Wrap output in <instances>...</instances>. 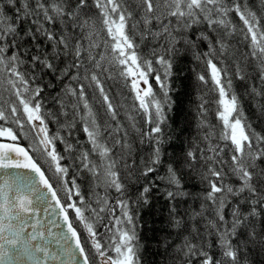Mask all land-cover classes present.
<instances>
[{"label": "snow or ice", "instance_id": "obj_1", "mask_svg": "<svg viewBox=\"0 0 264 264\" xmlns=\"http://www.w3.org/2000/svg\"><path fill=\"white\" fill-rule=\"evenodd\" d=\"M261 6L264 7V0ZM233 14L244 25L241 32L249 41L250 51L245 58L249 65L255 62L257 74L264 83V17L258 16L243 0H0V121L10 119L21 130L24 128L18 101L26 123L36 134L35 150L46 156L50 168H54L53 174L59 177L67 200L72 201L75 195L81 205L63 204L42 165L28 150L15 143L18 133L10 126L0 125V137L13 141L0 143V170H3L0 172V264H46L49 261L81 264L77 252L83 258L82 264H94L73 227L69 210L75 212L76 220L87 231L101 264H142L137 215L130 211V201L123 198L116 200L120 210V215H116V207L109 204L108 193L114 190L123 197L129 182L138 183L154 174L161 165L165 136L178 137L180 130L164 131L169 119L166 113L173 109L170 96L173 89L169 85V78L174 74L173 57L179 51V42L196 48L197 41L209 43V52L203 57L213 90L218 91L216 115L224 129L218 139L231 142V157L227 160L222 155L227 145L221 148L212 144L210 129L203 136V140L208 141L207 148L190 147L183 162L169 163L166 175L158 177L166 181L168 201H179L189 195L184 191L185 177L191 179L192 172L207 184L201 210L192 213L191 225L183 220L176 204L170 207L172 227L188 233L175 251L180 254V264H264V166H261L264 164V136L251 130L232 80L227 78V69L214 62L217 55L227 51L226 38L236 32L231 19ZM25 24L28 27L25 28ZM202 24L212 31L222 30V34L218 31L215 44L210 33L203 31L195 39L190 38L189 33L196 32L195 26ZM57 25L59 33L53 30ZM136 35L141 40L163 39L165 44L159 51L153 49L154 59H148L137 51ZM42 38L51 45L50 52L42 46ZM200 58L198 55L197 59ZM64 61L67 62L60 67ZM154 64L163 69V78ZM49 74L63 84L60 93L53 98L60 107L59 113L44 110L42 94L53 84L49 80L41 85L40 81ZM152 74L163 92L162 99H157L149 83ZM235 77L246 80L248 73L237 64ZM114 78L123 79L126 85L130 81L134 99L149 126L144 131L132 124L140 143L147 142L152 148L150 155L142 156L139 162L134 157L129 130L118 121L117 106L105 87V81ZM197 78L205 84L208 82L204 74ZM141 83L146 87L142 88ZM89 90L99 93L108 120H98V112L88 100ZM4 92L8 93L7 99ZM251 92L264 97V88L257 91L253 87ZM206 103L199 106L201 127L206 123ZM69 106L73 122L61 124L60 117L68 116ZM259 107L264 112V104ZM77 116L90 147L81 145L79 140L71 143L62 135L63 130L71 135ZM49 120L59 125L55 133L49 132ZM57 141L64 145V152L72 163L78 162L77 175L89 173L96 186L104 189V196H97L98 207L85 201L75 176L68 187L65 177L69 166L61 163L66 157L58 152ZM201 159L204 164L197 168ZM181 163L188 169L187 173ZM21 169L27 171H9ZM230 176L236 178L238 185L227 182ZM153 187L152 183L143 186L135 203L149 205ZM229 197L233 198L231 202ZM50 201H55V207L60 209L67 233H53L49 227L52 219L44 223L38 218L41 210L49 213L52 209L54 214ZM229 208L231 219H228ZM103 213H108L114 222L105 225L111 233L108 246L98 239L94 227L95 222L104 218ZM50 237H55V248L50 247ZM174 243H167L165 251ZM109 248L115 256L109 254Z\"/></svg>", "mask_w": 264, "mask_h": 264}, {"label": "trees", "instance_id": "obj_2", "mask_svg": "<svg viewBox=\"0 0 264 264\" xmlns=\"http://www.w3.org/2000/svg\"><path fill=\"white\" fill-rule=\"evenodd\" d=\"M243 2L247 3L253 11H256L258 16L264 17V7L261 6V0H243ZM93 11H95V9ZM137 19H139V16H137ZM231 19L236 26V32L226 38L225 42L227 45V51L217 55L214 62L217 63L218 67L227 69L229 73L227 78L232 80L233 90L240 98L244 119L251 125V130L264 136V112H262L259 107L260 104H264V97L257 96L251 92L253 87H255L257 91L264 88V83L261 82L259 75L257 74L255 62H253L252 65H249L248 59L245 58L250 49L247 47L249 41L244 39L241 32L244 25L234 14ZM133 22L134 21L130 22V25ZM24 27L26 28L28 25L25 24ZM48 27L52 28L53 26L48 25ZM195 28V34H192L191 32L189 33L191 39H195L199 36L200 32L203 31L210 33L213 44H215V40L218 38V31L222 34V30L212 31L208 29L205 24L196 25ZM53 30L59 33L60 26H55ZM134 39L135 43L139 46L137 51L143 57L148 59H154V57L151 56L153 49L159 51L161 50V46L165 44L163 39L148 38L141 40L139 35H136ZM31 43L32 42L29 41V44ZM197 43L199 46L192 48L186 46L183 42H179L177 44L179 51L173 57L174 74L169 78V85L173 89L170 92L173 109L166 113L169 119L164 126V131L165 133H170L174 129L180 130L178 132V137L168 139V137L165 136V143L162 146L161 165L157 167V171L154 174H150L146 180L141 179L138 183L129 182L127 185V191L123 197L119 196L114 190H109L108 193L109 204L112 207H116V215H120V210L116 206V200L121 198L130 201V211L134 215H137L136 231L139 235L142 264H173V261H176V264H180L178 259L180 254L177 253L175 249L183 243V237L188 233L181 232L179 229L172 227L170 223V207L172 204H176L183 220L188 221L189 225H191L193 223L191 215L193 212L201 210L203 194L207 189V184L202 182L195 172H192L191 179H188L187 175L185 177L184 191L189 193V195L180 198L179 201H168L166 199V181L158 179V177H164L166 175L168 164L175 160L183 162V157L190 147L193 149L207 148L208 141L203 140V136L210 129L212 131V144L218 145L221 148L227 145L226 151L222 155L227 160H230L231 157V142L218 139L219 134L224 130L222 122L216 115L218 110L216 104V100H218V91L213 90L214 85L211 81L209 69L205 63L206 58L203 57L204 53L209 52V43L208 41H197ZM41 44L44 48H47L49 52L51 51V45L47 44L43 38L41 39ZM216 48L217 51H219V45H216ZM100 50H102V48ZM198 55L201 57L200 59H197ZM66 62L67 61L61 63L60 67H63ZM237 64L245 68L248 73V79L239 80L235 77ZM154 67L159 70L160 75L163 78V69L155 64ZM199 74L206 75L208 80L206 84L198 80L197 77ZM49 80L52 81L53 86L50 88L46 87L42 94L44 110L59 113L60 107L53 98L60 93L63 84L50 74L44 75L40 83L41 85H45ZM65 83H67V81H65ZM149 83L152 85L154 92L157 93V99H162L163 92L160 89L159 84H157L154 74L149 76ZM105 87L109 92L114 105L117 106L118 121L129 130V139L134 146V157L139 162L142 156L150 155L152 148L147 142L141 144L139 136L132 129L133 123L144 131H147L149 126L145 123V117L142 110H139L138 108V101L134 99V93L131 91L130 81L126 85L125 81L120 78L107 79L105 81ZM3 95L5 99L8 98L7 92H4ZM88 100L94 111L98 112V120L103 122L104 120L109 119L105 115V108L101 107V98L99 97L98 92L93 94L92 91L89 90ZM205 102H208L205 104L208 111L204 113L206 123L201 127L199 106L201 103ZM17 105L20 108V117L24 120L25 117L22 106H19L18 101ZM68 112L69 114L67 117H60L61 124L73 122L74 118L70 106ZM129 117H132L133 119H129ZM75 123L76 128L72 131L70 136L66 130L62 131V135H64L71 143H75L79 140L81 145L90 147V145L87 144L86 134L82 131V124L79 122L78 116L75 117ZM0 125L3 127L10 126L18 133V139L15 142L24 145L34 159L42 165V170H44L46 175L50 177V182L53 184V187L57 189L61 202L63 204L76 202L77 206H81L79 197H76L75 195H73L72 201L67 200V196L63 191V185L59 182V177L53 174L54 168H50L48 159L46 158L47 162L45 164L40 162L31 150V147L24 137H27L28 131L31 132V128L29 129L26 123H24V128L21 130L18 126L12 124L10 119L8 121H0ZM48 126L50 134L55 133L59 128V125L52 120L48 121ZM0 139L7 140L3 138ZM9 141L11 140L9 139ZM57 150L66 157L61 163L69 166V173L65 177L68 181V187H71V180L75 176L76 182L80 186L81 194L85 197V201L92 203L94 207H98L96 204L97 196H104V189L96 186V182L89 173L82 172L80 175H77V171L79 170L78 162L76 164L72 163V159L68 156V153L64 152V145L59 141H57ZM117 151H119V149H117ZM196 154L199 158V151H197ZM205 154L211 155V153ZM203 164L204 161L201 159L196 167L200 168ZM180 166L185 173L188 172V169L183 166V163H181ZM261 166H264V164ZM227 182L232 183L234 186L238 185V181L235 177H228ZM148 183L154 185L153 190L150 193L149 205L143 206L142 204L135 203L139 192L142 191V187ZM239 199L242 200L243 196ZM229 200L231 202L233 198L229 197ZM227 212L229 213L228 219H231V209H227ZM89 214L90 213H86V215ZM102 216L104 218L99 222H95L94 227L98 233V239L101 240L102 244L108 246L111 233L108 232L105 225H111L114 222L110 220L108 213H103ZM69 217L81 237L82 245L85 247L86 253L89 254L90 260L94 261V264H96L99 257L96 255L95 249L89 247L88 241L84 238L83 233L86 231L85 228L78 220H76L75 212L73 210H69ZM201 224H203V221H201ZM113 231H115V229H113ZM85 233H87V231ZM171 241H175V243L172 247L168 248L166 252V244ZM109 254L114 255V252H111L110 248Z\"/></svg>", "mask_w": 264, "mask_h": 264}, {"label": "water", "instance_id": "obj_3", "mask_svg": "<svg viewBox=\"0 0 264 264\" xmlns=\"http://www.w3.org/2000/svg\"><path fill=\"white\" fill-rule=\"evenodd\" d=\"M0 143H13V141L0 139ZM15 143L19 144L21 147H24L26 150H28L24 145H22L18 142H15ZM29 154L31 155L30 152H29ZM2 171L3 170H0V172H2ZM9 171L10 172H17V171L25 172L27 170L21 169V170H9ZM50 203L52 204V207L55 209L54 214L52 213V209H49V213H45L41 210L39 213H37L38 218H40L42 220V222H44V223H47L49 218H51L53 223L51 225H49V227H51L53 233H58V232L67 233V225L64 223L63 216L60 214V209L55 207V201H50ZM68 236H69V241L73 243V248H74L75 245L71 239V235L68 234ZM49 239L52 240V244L50 245V247L55 248L56 247L55 237H50ZM77 259H79L81 261V264H82L83 258L79 256L78 252H77ZM28 264H30V262H28ZM46 264H59V262L49 261V262H46Z\"/></svg>", "mask_w": 264, "mask_h": 264}, {"label": "rangeland", "instance_id": "obj_4", "mask_svg": "<svg viewBox=\"0 0 264 264\" xmlns=\"http://www.w3.org/2000/svg\"><path fill=\"white\" fill-rule=\"evenodd\" d=\"M102 50H103V49H102ZM141 87H142V88H143V87H146V85H144L143 83H141ZM24 121H25V123H26V117H25ZM37 123H38V122H37ZM26 125H27V127H28L29 129L31 128V126L28 125L27 123H26ZM24 137L26 138V140H27L29 146L31 145V150H32L33 153L37 156V158L40 160V162H43V163L45 164V163L47 162L46 156H44L41 152L35 150V149H36V146H37V143H38V142L34 139V137H35V132H33L32 129H31V132H30V131L27 132V137H26V136H24ZM0 138H3V139H7V140H9V138H7V137H0ZM85 232H86V231H84V233H83L84 238H85L86 241H88V245H89V247L92 248L91 242H90V240L88 239V233H85ZM84 238H83V239H84ZM113 256H115V253H114ZM96 259H97V258H96ZM96 264H101L100 258L97 259V263H96Z\"/></svg>", "mask_w": 264, "mask_h": 264}]
</instances>
